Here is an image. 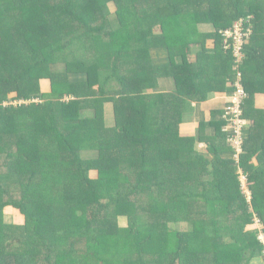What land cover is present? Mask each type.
Instances as JSON below:
<instances>
[{
  "label": "trees",
  "instance_id": "16d2710c",
  "mask_svg": "<svg viewBox=\"0 0 264 264\" xmlns=\"http://www.w3.org/2000/svg\"><path fill=\"white\" fill-rule=\"evenodd\" d=\"M40 1L0 0V135L9 140L0 152V264H264V110L254 106L264 93L263 0H51V19L35 18ZM248 15L254 33L239 71L248 93L243 116L253 126L236 162L224 110L212 112L218 121L200 122L195 136L180 134L183 114L193 110L182 85L207 98L210 79L199 76L211 69L212 37L213 59L230 61L224 81L233 92L234 57L220 32ZM199 23H212L215 34L198 35ZM192 44L201 46L198 64L187 58ZM152 49L166 50L168 65ZM78 74L88 81L71 83ZM164 76L176 92H145ZM109 94L136 115L127 119L140 136L124 163L105 142L113 128H102L98 146L84 130L85 112ZM116 119L120 139L117 130H127ZM7 207L19 213L18 226L4 223Z\"/></svg>",
  "mask_w": 264,
  "mask_h": 264
},
{
  "label": "crops",
  "instance_id": "0c3cea01",
  "mask_svg": "<svg viewBox=\"0 0 264 264\" xmlns=\"http://www.w3.org/2000/svg\"><path fill=\"white\" fill-rule=\"evenodd\" d=\"M264 3V0H263ZM261 10V15H263V20H264V4L262 7H260ZM264 23V21H263ZM260 22V26L258 27L259 29V34H258V40H260L257 45H262L264 46V24ZM218 24V23H217ZM257 26V25H256ZM198 35H207L210 34L213 35L214 30H216L213 26L212 23H199L196 27ZM220 31V30H219ZM198 37V36H197ZM197 39V38H196ZM206 50L212 55L215 52L214 48V39L210 37V39L207 40L206 42ZM199 53H202L201 46L198 44H192L190 46V50L188 52L187 58L191 64L197 63L198 61V55ZM207 56H209V62L211 64V69L208 68L206 72H204L201 77L199 76L200 79H210L209 82H206V93H207V98L206 99H199L197 97H202L200 94H195V90L192 88V84L188 83L185 84L183 83L182 88H183V93L184 95L188 98L191 102L192 111L185 112L183 114L182 122L179 126V131L182 136H195L198 130V124L202 121H205L206 123L213 122V120H219V115L216 116V118L213 117L212 112L214 111H223L230 100V96L232 92L230 91V88H232L231 85V80L227 79L226 77L229 72L228 64L229 60L225 58L224 59H213V55H209L206 53ZM151 56L153 59L161 63V65L164 67L168 65L167 61V51L163 49H152L151 50ZM213 59V60H212ZM180 60V59H179ZM198 64V63H197ZM158 84L154 88L151 87L147 90V93H155L153 89H159L163 91L164 93H172L176 92L177 86H176V81L174 80L173 77L169 76H164L160 77L158 79ZM181 83V81H180ZM225 88V89H224ZM260 89L262 87H259ZM257 89V88H255ZM259 89V90H260ZM145 90V92H146ZM197 96V97H195ZM192 100V101H191ZM254 106L256 109L264 110V93H257L254 98ZM253 126V122L250 121L249 123V128ZM211 134H213V129L211 128L210 130ZM200 148L207 150V146L205 143H199ZM255 163L257 162L254 161Z\"/></svg>",
  "mask_w": 264,
  "mask_h": 264
},
{
  "label": "rangeland",
  "instance_id": "374dc122",
  "mask_svg": "<svg viewBox=\"0 0 264 264\" xmlns=\"http://www.w3.org/2000/svg\"><path fill=\"white\" fill-rule=\"evenodd\" d=\"M52 1H54V0H52ZM40 2L42 4L41 5V9L38 11V14L34 15L35 18L37 16H43L45 18L48 16L51 19L52 17H51V14H50V10L48 9V5H50L51 0H41ZM100 2L103 4L102 0H100ZM109 7H111V13L114 14V8H112V5H109ZM32 18H34V17H32ZM41 32H42L41 30L37 29L35 36L39 35ZM50 35H51V32H50ZM51 36L48 37V39H47L48 42H51L53 40ZM77 72H80V71L78 70ZM70 79L71 80H69V81L71 83L74 82V83H76L78 85H79V83H86L88 81L87 77L79 76V74L78 75H71ZM80 81H83V82H80ZM98 87H99V84H95L92 87L91 90H93V89L96 90V89H98ZM91 90H85V92H86L85 96L86 97L88 96L87 98H90V100H93V99L97 100V98H95L93 96L91 97L89 95ZM153 90L155 91V93H158V94L159 93H161V94L164 93L163 91H161L159 89L158 90L157 89H153ZM146 93H147V90H146ZM108 96H110L109 97L110 100L102 101L104 98L103 99H98V101H96V103H94L95 104L94 106L89 107L90 111L89 112H85V116L88 118V123L89 124H87V122L85 123L84 130L88 131V134H86V135H89L90 137L93 136V138H95V139H93L94 140L93 141L94 145L98 146L99 141H96V140L100 139L98 136L100 135V131L102 130V128L104 127L105 131H106L107 127H110V128H113L114 130H116L118 128L115 125L117 123V121H118L116 118H118V119L120 118L121 121H120L119 125L122 126V128L126 127L127 131H122L121 132L120 130H117L122 135L121 138L119 139L118 137L117 138L115 137L116 133L112 129L113 131L110 133V137L108 138V140L106 139V141L105 140L104 141L107 144L110 143L109 149L113 150L114 156H116L118 154H122V156H124V159L122 161V163H124L126 160H128L127 153H130L133 150V147H134V144H133V139L134 138L133 137H135L137 135L140 136V134H137V132H138V128L137 127H135L134 129H130L133 126L129 125V120H130V122H132V121H131V119H129V120L127 119L128 117L129 118H135L136 115L131 110L130 106L127 105V106L124 107L121 103H118L117 97H113L110 94ZM68 98L69 99H74V98H76V96L73 95V98L70 97V96L69 97L66 96L62 100L64 102H66V100L67 101L69 100ZM34 102L35 103H41L40 100L37 99V100H34L33 102H31V101H20V102L16 101L14 103H7L6 102V103H4V106H9V107L12 106L13 108H17V107H19L22 104H28L29 105V104L34 103ZM94 107H95V109H94ZM115 110H116V114L115 115H117V117L116 116L114 117ZM36 112H37L36 110L32 111L31 112V116H33ZM83 117H84V114H83V112H81V118L83 119ZM89 126H91V128H89ZM38 133L42 134L40 132H38ZM86 138L87 137H84V139H82V140L84 141ZM111 138H112V140L110 141ZM79 140L80 139H77L73 144H75V146H80L81 144H80ZM7 141H9V140L6 139L5 135H0V152H4L7 149V146H9V143H7ZM84 142L86 143L85 146L88 145V146H90L89 148L94 147V146H91L92 142L91 143L87 142V141H84ZM103 144H105V143H103ZM85 146H82V148H84ZM83 155L85 157L89 156L86 153H83ZM230 157H231L230 152L223 155V158H225V160H227V158L229 159ZM67 167H69V166L67 165ZM90 175H91L93 183H95L96 179H97L96 178L97 174L96 173H92ZM245 192H246L248 198H250L249 197L250 193H248L247 190ZM92 195L93 194H91V196ZM146 200H147V198L142 197V202L145 203ZM146 209L147 208L143 207L142 211H144ZM1 212L3 214L4 223L13 224V225L18 226L19 223H17V222L20 221L21 218H20V215H19V213L17 211H15L12 207H7V208H4V209H1ZM127 226L128 225H127V219L126 218H124V219L119 221V227L120 228L124 229V227L127 228ZM182 227L186 228L188 226H187V224H185V225H182ZM257 227H258L257 230L260 231L261 230V226L257 225ZM262 238L264 240L263 236H262Z\"/></svg>",
  "mask_w": 264,
  "mask_h": 264
},
{
  "label": "built area",
  "instance_id": "2783aa9c",
  "mask_svg": "<svg viewBox=\"0 0 264 264\" xmlns=\"http://www.w3.org/2000/svg\"><path fill=\"white\" fill-rule=\"evenodd\" d=\"M254 22V15L241 17L234 22L231 28L220 32L223 49L225 52H231L233 55L235 70L237 72L233 92L227 107L224 109V114L222 115L223 120L226 122L224 130L228 134L227 143L233 150V159L236 162L239 161L243 153L246 130L249 127L248 120L243 116V104L248 98V93L242 84V74L239 70L245 58L244 48L254 33ZM240 179L244 191H248L247 180L242 172ZM248 193L250 192L248 191Z\"/></svg>",
  "mask_w": 264,
  "mask_h": 264
},
{
  "label": "clouds",
  "instance_id": "9594fccd",
  "mask_svg": "<svg viewBox=\"0 0 264 264\" xmlns=\"http://www.w3.org/2000/svg\"><path fill=\"white\" fill-rule=\"evenodd\" d=\"M240 178H241V175H240Z\"/></svg>",
  "mask_w": 264,
  "mask_h": 264
}]
</instances>
